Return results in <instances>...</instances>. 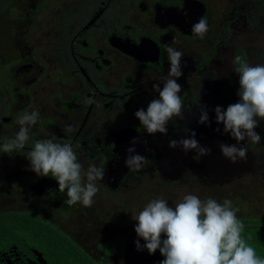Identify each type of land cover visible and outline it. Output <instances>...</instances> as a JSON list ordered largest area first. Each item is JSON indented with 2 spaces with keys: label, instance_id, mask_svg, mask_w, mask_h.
<instances>
[{
  "label": "flooded vegetation",
  "instance_id": "1",
  "mask_svg": "<svg viewBox=\"0 0 264 264\" xmlns=\"http://www.w3.org/2000/svg\"><path fill=\"white\" fill-rule=\"evenodd\" d=\"M45 3L72 7L69 19L50 9H33V13L30 5V11L25 7L20 8L22 12L0 10L13 26V30H0L10 41L0 48L5 60L0 62V215L29 212L35 227L43 228L39 237L23 225L16 231L13 227L0 230V264H160L165 257L159 249L154 254L147 248L137 249V240L142 246L146 241L132 224L126 225L132 221V211L128 213L123 196L133 198L136 205L137 196L145 198L137 211L161 197L174 207L185 196L180 192L183 187L188 188L186 195L200 191L201 198H212L211 187L238 183L237 179H264V120L255 129L261 135L259 143H237L223 132V124H217L215 113L217 106L226 110L240 100L236 69L243 64L264 65L262 1ZM12 11L23 14L20 18ZM201 18L209 27L203 38L192 32V25ZM47 24L50 29L43 30ZM37 33L50 35L51 43L45 45L42 36H34ZM167 46L183 53V75L177 80L182 85L183 118L173 117L167 134H149L135 112L146 110L158 98L153 84L162 88L170 69ZM202 109L207 110L210 123H199ZM32 111L39 112V120L29 143L11 155L4 153L5 140L19 131L18 117ZM69 126L74 130L67 131ZM192 131L205 148L237 144L247 147V156L236 163L230 160L231 168L223 170L210 161V152L201 156L196 150L169 147L171 140L190 138ZM45 138L71 144L85 170L93 164L105 168L104 179L97 181L94 204L79 206L82 212L90 210L88 215L83 213L84 219L78 215L82 212L71 216L74 205L66 204V190L59 191L51 173L39 176L30 170L27 154L35 141ZM134 138H138L135 145ZM130 147L147 158L143 168L133 171L125 165ZM20 201L32 208L9 206ZM81 222V230L72 228ZM85 225L94 228L89 236ZM91 239L98 240L95 251L89 246Z\"/></svg>",
  "mask_w": 264,
  "mask_h": 264
},
{
  "label": "clouds",
  "instance_id": "2",
  "mask_svg": "<svg viewBox=\"0 0 264 264\" xmlns=\"http://www.w3.org/2000/svg\"><path fill=\"white\" fill-rule=\"evenodd\" d=\"M208 30V22L204 18L192 25V32L201 38ZM166 51L170 69L164 77L163 87L159 83L153 84L158 98H154L146 110L140 108L135 112L149 134H167L169 121L173 117L183 118L184 105L179 95L182 85L177 82L183 75V53L172 46H167ZM236 72L239 76L237 95L240 100L230 104L226 110L217 106L216 122L223 124V132L237 143H259L261 135L255 129L259 121L264 120V65L243 64ZM85 103L92 101L86 100ZM38 120V111L25 112L18 117L19 131L13 138L5 140L2 151L11 155L24 149ZM205 122L210 123L209 115L206 109H202L199 123ZM73 130L71 126L67 128L69 132ZM216 131L219 132L220 128ZM195 136V131H192L190 138L173 139L169 147H181L185 152L196 150L201 156L209 154L211 149L201 146ZM137 142L138 138L132 141L133 145ZM220 149L223 156L233 163L247 156V147H238L237 144L221 143ZM127 152L125 165L128 169L139 170L148 163L145 156L136 153L135 147L128 148ZM27 158L31 171L39 176H49L51 173L58 181L59 191L63 193L66 190L65 202L68 206L80 203L91 207L94 204V197L99 192L97 181L104 179L105 168L93 164L85 170L71 144L56 142L52 138L40 139L34 142ZM221 188L216 190L220 191ZM239 211L230 199L220 203L211 197L201 199L197 195L187 194L174 207L162 197L153 199L138 215L133 216L138 221L135 226L137 235L146 241L142 246L137 240V249L147 248L150 254L159 249L165 257L160 264H264V258L258 256L256 249L242 236L245 225L237 216ZM162 234H166L167 238L162 239Z\"/></svg>",
  "mask_w": 264,
  "mask_h": 264
},
{
  "label": "trees",
  "instance_id": "3",
  "mask_svg": "<svg viewBox=\"0 0 264 264\" xmlns=\"http://www.w3.org/2000/svg\"><path fill=\"white\" fill-rule=\"evenodd\" d=\"M33 1H35L36 3H32L29 0H24V2L22 0H0V10H2L3 8H6L7 10L12 9L14 11L22 12L20 8L25 7L29 10V5H30L31 12L33 13H34L33 9H35V11L38 10V12H43L47 9H50L51 11L57 14L63 15L64 20L69 19L68 15L72 11V7L66 9L64 5L57 6V7H55L56 6L55 5L53 7V5L50 4L51 6H47V4L45 3L46 0H33ZM261 1H262V4L260 6H264V0H261ZM34 4H36L35 7L33 6ZM12 12L11 14H15L20 18H21V15L23 14V13L16 14L15 12L13 13ZM2 15L3 14L0 13V30H3V31L13 30V26L8 25L10 18L8 16L2 17ZM19 31H22V29H20ZM9 44H10V41L8 42V39L6 38V36L0 34V48L2 46L6 47ZM1 50H4V48H2ZM0 60H1L0 62L5 61L3 56L0 57ZM0 67L2 66L0 65ZM260 184L261 183H258L254 179L247 180L246 182H243V183L238 182V183L232 184L231 187L227 186L225 190L222 192L218 190H212L210 191V194H211L210 196H212V198L217 200L218 202L222 203L225 199H222L221 197H229L230 195L231 196L230 200H232L233 206L241 209L245 205L251 206V204H248V202H245V199L247 197L251 198L252 194L257 193L259 191L258 187L260 186ZM235 187H238L236 192H234ZM201 199H207V198L202 197ZM237 216L238 218H240V220L245 225V228L242 232L243 238L247 241L248 244H250L256 249L258 256H260L261 258H264V218L245 214L243 212H240V213L238 212ZM3 224L6 225L5 226L6 228L13 227L12 229L14 231L18 230L17 228H20V226L23 225L24 228L27 227L26 230L28 233H30L33 230V234L35 237H39L43 229L41 225H37V227H35L34 222L31 221L29 218V212H26L24 214L5 213L4 215H0V228L1 226H4ZM44 231L47 232L46 236H48V238L51 239L48 233L50 231V228L46 226L44 227ZM60 238H61L60 236H56V240ZM44 239H46V237Z\"/></svg>",
  "mask_w": 264,
  "mask_h": 264
},
{
  "label": "rangeland",
  "instance_id": "4",
  "mask_svg": "<svg viewBox=\"0 0 264 264\" xmlns=\"http://www.w3.org/2000/svg\"><path fill=\"white\" fill-rule=\"evenodd\" d=\"M43 30H49L50 29V25H44V27L42 28ZM34 36H42V38H43V40H44V42H45V45H47L48 43L50 44L51 43V41H50V35H45V33H40V34H35ZM262 163H264V158H263V161H262ZM262 177V176H261ZM261 177H259V178H256V177H253L255 180H257V181H259L258 183H261L260 184V186L258 187V189H259V191L257 192V193H255V194H252V196H251V198L250 197H247L246 199H245V202H248V204H251V206L250 205H245V206H243L241 209H240V211H239V213L240 212H243V213H245V214H249V215H253V216H257V217H260V218H264V179L263 178H261ZM237 180H239V182H246L245 180H240V179H237ZM233 181H235V180H233ZM235 182H231L230 184H227V185H224L222 188H221V192L222 191H224L225 190V188L227 187V186H229V187H231V185L232 184H234ZM228 189V188H227ZM238 189V187H235L234 188V192H236V190ZM188 190V188L187 187H183V188H181L180 189V192H182V194L184 193L185 195H186V191ZM212 190H216L214 187H211V188H209V192L210 191H212ZM202 192H194V193H191V194H194V195H197L198 197H201L202 196V194H201ZM138 194H140L139 192H137V195ZM182 194H180V195H182ZM245 194H247V193H245ZM222 199H231V196L229 195V197H221ZM66 201V200H65ZM121 201H123L124 203H126V205L128 206V209H127V211H128V213L130 212V210L132 211L131 213V219H132V221L131 222H129L128 224H126V225H130V224H132L133 225V227L135 228V226L138 224V221L137 220H135L134 218H133V216H136V215H138V213L141 211V210H139V211H137V206H138V204H140V203H142V202H144L145 201V198H140L139 199V196H137V199H136V201H137V205H136V202H135V200L132 198V199H129V200H127L124 196H123V198H122V200ZM134 201V202H133ZM65 204V203H64ZM9 206H19V207H23V206H26V208L27 207H29V208H32V206L29 204V203H24V202H22V201H20L19 203H16V204H11V205H9ZM79 206H81V207H84L82 204H80V203H77V206L76 205H74V207L71 209V212H70V214H72L71 216L72 217H75V215H77L78 214V212H82V210H81V208L79 207ZM85 208V207H84ZM83 208V211L84 212H82V214L80 213V214H78L79 215V217H82V219H84L85 218V215L84 214H87L88 215V213L90 212V210L88 209V210H86V209H84ZM84 213V214H83ZM62 217H64V218H70L71 216H67V215H61ZM33 218V215L32 214H29V218ZM127 217H130V214H128V216ZM126 217V218H127ZM83 224L84 223H80L79 225L77 224V226L76 225H74V226H72V228L73 227H75V229L78 231V230H81V226H83ZM124 224V225H125ZM6 225H4V226H2L1 227V229L0 230H2V229H6V227H5ZM74 229V228H73ZM84 233L86 234V235H90V234H92L93 233V231H94V228L93 227H89L88 225H85L84 226ZM98 240H96V239H91V242H90V244H89V246H90V248H94V250L93 251H95V243L97 242Z\"/></svg>",
  "mask_w": 264,
  "mask_h": 264
},
{
  "label": "water",
  "instance_id": "5",
  "mask_svg": "<svg viewBox=\"0 0 264 264\" xmlns=\"http://www.w3.org/2000/svg\"><path fill=\"white\" fill-rule=\"evenodd\" d=\"M210 161L212 163L217 164V166L222 168L223 170L231 168V166H232L230 160L223 156L220 148L211 149V151H210Z\"/></svg>",
  "mask_w": 264,
  "mask_h": 264
}]
</instances>
